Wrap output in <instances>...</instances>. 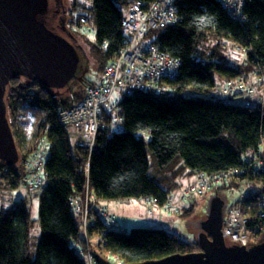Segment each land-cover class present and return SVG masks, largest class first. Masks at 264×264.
<instances>
[{
    "label": "trees",
    "instance_id": "obj_1",
    "mask_svg": "<svg viewBox=\"0 0 264 264\" xmlns=\"http://www.w3.org/2000/svg\"><path fill=\"white\" fill-rule=\"evenodd\" d=\"M93 3L91 16H81L75 22L89 19L96 23L97 42L92 51L100 57L103 73L106 63L123 44L122 7L129 0ZM178 8L181 20L150 29L145 41H155L162 50L181 58L179 74L166 78L180 95L125 93L120 103V131L111 128L112 115L103 107L102 124L91 152L72 141L56 113L59 105L72 107L83 98L86 85L95 83L88 73L81 85L57 96L38 83L28 85L20 79L12 80L10 119L22 160L16 166L0 161V177H4L8 187L18 186L25 177L24 160L41 139H47L49 150L46 180L38 190L42 231L36 255H31V218L23 199L0 211V264H88L74 246V241L84 239L79 218L72 214L69 202L72 195L84 194L87 184L100 199L152 196L163 204L178 187L177 175L221 172L244 165L242 153L258 146L264 135L263 110L209 96L217 82L214 70L229 78L248 72L241 65L210 59L213 53L206 54L198 41L212 36L220 42L226 37L244 47L248 60L260 65L264 72V0L247 1L245 21L235 20L219 0H179ZM78 87L83 89L80 94ZM185 91L193 93L184 96L181 93ZM21 109L31 112L35 122V131L30 135H23L14 124ZM139 131L146 134H138ZM148 150L156 161L153 171ZM177 158L181 162L175 164ZM104 230V222L96 218L88 227L89 239L94 233L100 235L98 248L109 257L118 254L124 264L200 250L198 240L184 239L163 227ZM89 242L92 252H97Z\"/></svg>",
    "mask_w": 264,
    "mask_h": 264
},
{
    "label": "built area",
    "instance_id": "obj_2",
    "mask_svg": "<svg viewBox=\"0 0 264 264\" xmlns=\"http://www.w3.org/2000/svg\"><path fill=\"white\" fill-rule=\"evenodd\" d=\"M178 1L129 0V4L122 7L123 44L116 55L106 63L101 80L87 84L83 98L72 107L59 105L56 109L60 123L76 145L93 151L102 124L103 107L112 115L111 128L115 131L123 129L121 98L115 96L118 86L123 87L125 93L143 91L180 95L166 78L179 74L181 58L162 50L155 41H145L150 29L173 25L181 20ZM219 1L235 20L247 19L244 7L248 0ZM73 28L84 33H95L97 30L96 23L89 19L74 24ZM234 47L237 51H246L240 45L234 44ZM258 87L261 88L260 91ZM181 94L192 95L189 91ZM219 95L235 104L260 107L264 112V72L260 65H256L249 73L214 83L209 96ZM48 150L49 142L43 138L36 150L24 160L23 185L31 192L40 190L46 180L45 163ZM242 157L245 160L244 165L232 166L221 172L197 171L192 181L181 187L177 194L171 193L163 204L158 203L152 196L141 197L146 215L153 214L156 208L160 211L173 210L175 199L186 204L194 203L198 198L216 192L221 186L239 185L240 197L236 203L227 206L222 233L229 244L252 245L257 237L264 233V135L258 146L243 152ZM127 199L134 202L138 198ZM101 200L88 184L84 194H74L69 200L72 214L79 218L81 223V237L84 239L74 241V246L88 264H97L90 248L89 225L99 217L105 224L104 232L121 227L116 214ZM256 204L258 205L255 206ZM108 259L114 264H124L115 253Z\"/></svg>",
    "mask_w": 264,
    "mask_h": 264
},
{
    "label": "water",
    "instance_id": "obj_3",
    "mask_svg": "<svg viewBox=\"0 0 264 264\" xmlns=\"http://www.w3.org/2000/svg\"><path fill=\"white\" fill-rule=\"evenodd\" d=\"M62 0H0V161L20 164L22 156L10 119L13 79L38 83L54 96L72 90L90 70V59L67 18ZM227 203L218 192L201 221L200 250L172 253L132 264H264V239L252 245L229 244L222 226ZM97 264H114L99 252Z\"/></svg>",
    "mask_w": 264,
    "mask_h": 264
},
{
    "label": "rangeland",
    "instance_id": "obj_4",
    "mask_svg": "<svg viewBox=\"0 0 264 264\" xmlns=\"http://www.w3.org/2000/svg\"><path fill=\"white\" fill-rule=\"evenodd\" d=\"M65 5L68 7V18H67V26L73 31L76 32L77 39L82 43L86 53L90 59V71L88 72V77L95 81L100 79L102 76V64L100 62V57H98L97 52L92 51V46L97 42V36L95 33L91 32H82L73 28L74 24L83 23L84 19H81L79 22H75V20L79 17H90L92 14L93 0H63ZM69 19H73V22H69ZM75 30V31H74ZM199 48L203 50L206 54H212L210 59H215L219 61H225L234 65H241L246 72H250L252 68L255 67V63L251 62L247 58L246 52L237 51L234 47V44L231 40L226 37L219 42V39L216 37L209 36L206 39H202L198 41ZM104 66V65H103ZM214 78L218 82H223L227 80L229 77L219 70H214ZM260 87H258V91H260ZM78 94L82 93L83 89L78 87ZM193 93V92H191ZM125 92L123 87L118 86L115 91V96L122 98ZM74 96H72L73 98ZM223 97V95L218 96ZM22 111L19 113V118L15 120V125L20 129L23 135L32 134L35 131V122L33 117L30 115L31 112L21 109ZM27 118V119H26ZM33 121V122H32ZM138 134H146L145 131H139ZM148 160L150 163L151 171L157 168L156 161L154 155L148 150ZM181 160L176 159L175 164L180 163ZM196 174H179L176 176V180L178 182V187L175 188V193L177 194L179 189L192 181L195 178ZM24 179L21 183L12 188L8 187L5 182L3 176L0 177V211L8 210L11 208L14 203L17 202L15 199L20 196H24L25 201L28 205L29 215L31 218L30 221V233H31V255L34 257L36 255V248L41 236V221H40V200L41 194L40 192L31 193L27 190V188L23 185ZM41 191V190H40ZM219 194L222 192L224 198L226 200L227 206L234 204L238 201L240 197V186H225L222 188V191H216ZM210 193L206 196H202L198 198L194 203L185 204L180 202L181 205H185V207L177 210H166L160 211L158 208L155 209L154 213L147 216L145 211V206L143 202L138 198L134 201V204L137 206L135 216L131 217H121L117 216V219L121 222V227L116 229L130 230L135 226H158L166 228L169 231L178 233L181 237L187 240H198L199 234L201 231V221L206 218L207 210H208V202L211 196L216 193ZM3 195V196H2ZM221 195V194H220ZM123 200L122 203L124 205H128L130 202L127 197L116 198ZM115 200V199H112ZM118 201V200H116ZM128 203V204H127ZM141 203V204H140ZM140 204V205H139ZM190 205V206H186ZM174 207V204H173ZM122 212V209L121 211ZM127 211H123L125 214ZM165 213L166 219L168 220V224L164 222L165 219L160 218V214ZM160 215V216H159ZM163 215V216H164ZM81 227V224H79ZM263 234V233H262ZM261 235V234H260ZM101 240V236L96 233L92 234L90 237L91 246L94 251L100 252L103 256L109 258V255L106 251L100 250L98 248V242Z\"/></svg>",
    "mask_w": 264,
    "mask_h": 264
},
{
    "label": "crops",
    "instance_id": "obj_5",
    "mask_svg": "<svg viewBox=\"0 0 264 264\" xmlns=\"http://www.w3.org/2000/svg\"><path fill=\"white\" fill-rule=\"evenodd\" d=\"M100 80H101V78L95 80L94 82H98ZM23 197L24 196L17 197L15 199V201L16 202H19V201H21V200L24 199ZM116 200H118V201H116ZM101 201H103L104 203H106L108 205L109 210L112 211V212H114L116 214V216H118V215L121 216V217H131V216H135L134 214L136 212L137 206L134 204V202L133 203H129V204L127 203L128 205H124V207H123L122 205L124 203H122L123 200H121V199H115V200H112V199H102ZM180 202L181 201H179V199H175V201L173 203L174 204V210H176L177 208L181 209V208L185 207V205L184 204L181 205ZM186 206H190V205H186ZM121 209H122V212H120ZM124 210L127 211L125 214H123V211ZM159 214L161 215V216L159 215L160 218L165 219L164 222L167 223V224H168V222H167L168 220H172V219H166V216L164 215L165 213H163V214L159 213ZM118 221H119L120 225H122L121 222H120V220H118ZM155 227H158V226H155Z\"/></svg>",
    "mask_w": 264,
    "mask_h": 264
},
{
    "label": "flooded vegetation",
    "instance_id": "obj_6",
    "mask_svg": "<svg viewBox=\"0 0 264 264\" xmlns=\"http://www.w3.org/2000/svg\"><path fill=\"white\" fill-rule=\"evenodd\" d=\"M62 9L60 10V18H62V17H64L65 16V18H68V7L65 5V3H64V1L62 0ZM78 42L82 45V43L78 40ZM83 46V45H82ZM84 47V46H83ZM87 76V75H86ZM86 78V77H85ZM85 78H84V80H85ZM84 80L83 81H76L75 83H74V86H73V88L74 87H76V86H78V85H81L83 82H84ZM73 88H72V90H73ZM223 197H224V195L222 194V192L220 193ZM264 239V233L263 234H261V235H259L258 237H257V239H256V241H255V243L256 242H259V241H261V240H263Z\"/></svg>",
    "mask_w": 264,
    "mask_h": 264
}]
</instances>
